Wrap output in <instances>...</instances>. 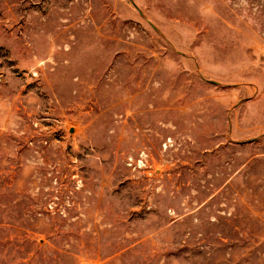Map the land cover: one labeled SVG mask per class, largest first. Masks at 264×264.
I'll return each instance as SVG.
<instances>
[{
	"label": "rangeland",
	"instance_id": "374dc122",
	"mask_svg": "<svg viewBox=\"0 0 264 264\" xmlns=\"http://www.w3.org/2000/svg\"><path fill=\"white\" fill-rule=\"evenodd\" d=\"M0 264H264V0H0Z\"/></svg>",
	"mask_w": 264,
	"mask_h": 264
}]
</instances>
